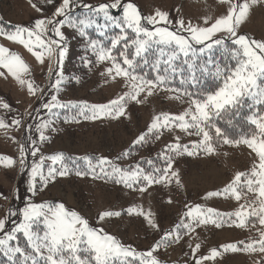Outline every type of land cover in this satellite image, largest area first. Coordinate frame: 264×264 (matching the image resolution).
Wrapping results in <instances>:
<instances>
[{
	"label": "rangeland",
	"instance_id": "rangeland-1",
	"mask_svg": "<svg viewBox=\"0 0 264 264\" xmlns=\"http://www.w3.org/2000/svg\"><path fill=\"white\" fill-rule=\"evenodd\" d=\"M61 2L62 0H54V3L48 4L47 0H0V27L6 31L13 30L15 26L31 28L37 19L52 18L55 8ZM112 2L113 0H74L72 16H87L89 10L82 7L84 4L95 7ZM124 2L133 3L143 17L153 16L157 11L167 13L172 23L157 26H167L185 36L188 33L179 29L177 21L183 20L185 27L189 22L193 26L207 27L216 19L227 15L232 3L247 2L250 5L249 13L237 28V32L251 39L264 41V0H256L254 4L251 0H230L229 3L221 0ZM110 14L120 18L122 8L111 10ZM205 19L208 20L207 24L204 23ZM98 23L104 24L102 16L98 18ZM142 23L146 27H152L146 21ZM94 28L97 29L95 25L86 28L84 36L67 25L61 29L65 36L62 43L67 46L62 64L57 63L58 54H54L52 58L46 56L41 64L23 45L0 36V46L18 54L29 67V73L22 75V79L32 81L38 89L35 95L29 93L26 84L21 85L6 69L0 68V102L9 105L7 109L0 107V120L8 125L0 128V219L6 220L4 233L23 221L20 213L29 203H63L66 208L75 210L86 218L90 226L116 237L137 253L153 249L166 233L173 232V237L153 252V257L159 264H196L197 260H200V264H264V252L224 250L228 245L243 249L245 242L258 240L260 233L264 232V226L258 223L256 217H249L245 227H237L235 225L238 221L231 215L239 211L241 205L254 202L255 194L245 192L239 201L231 195L208 197L210 192L222 193L237 173H249L259 164L256 153L245 144H227L221 149L214 147L215 151L207 154L203 150L192 148L194 143L202 139L201 136L189 134L194 133V129L183 131L176 124H170L153 131L159 132L160 136L156 144L141 156L153 157L158 151L169 155V146L176 143L188 146L196 154L189 156L183 152L182 147L180 158L172 163V168L168 171L167 180L151 186H144L145 182L141 180L130 188L123 183L114 184V179L119 180L117 175L93 178L91 173L83 177L75 174L77 168L89 172L86 162L77 159L83 157H90L94 164L98 158H107L117 167L135 170L130 167L139 161V157L132 158L131 161H120L118 155L125 153L129 147L135 145L134 142L140 135L147 133L155 116L181 114L190 107L188 98L157 88L151 96L145 91L137 100L127 99L125 113L119 118L91 120L79 115L82 105H108L130 91V79L115 76L114 70L112 76H109L107 70L112 67V61L101 62L92 51L89 41L94 39L89 31ZM45 38L54 36L48 33ZM215 38L231 41L226 33H217ZM85 61L89 63L86 64ZM58 74L62 75L63 80L57 90L52 85L59 78ZM53 95L57 96L58 103L67 107L54 108L52 113L44 109L43 104L52 103ZM85 115H91V112L86 111ZM14 120H20L21 124H14ZM44 121L50 123L46 129L40 130L45 137L41 140L37 125ZM21 145L25 148L23 166L20 164ZM33 148L38 149L35 157L31 154ZM56 154H63L66 158L69 174L63 177L56 175L54 179L48 180L46 186L37 176L36 190L30 191L29 173L32 164L39 163L41 157ZM8 159L14 163L8 165ZM73 159H76V164H72ZM49 166H53L52 161L45 159L42 169L45 176ZM55 167L59 169L60 165L56 164ZM108 170L111 172L110 167ZM172 172L178 173V176L173 177ZM104 177H108L111 182H107ZM177 179L179 183L176 182ZM141 187L146 190L140 191ZM196 205L220 213L225 222L219 227L212 222L199 225L193 223L194 230L179 229V239L176 240V232L173 230L181 221L191 222L185 217V212L188 207ZM129 208L134 210L132 214L128 213ZM139 210L145 214L150 213V219L157 227H152L144 216L138 215ZM13 211L16 215H9ZM105 211L120 212L121 215L100 220V214ZM4 233H0V238ZM12 243L21 244L19 234L17 241ZM213 249L218 252L214 258L211 257ZM203 257L209 258L201 259ZM1 258L7 257L0 252ZM141 259L137 257L135 260L140 263Z\"/></svg>",
	"mask_w": 264,
	"mask_h": 264
},
{
	"label": "snow or ice",
	"instance_id": "snow-or-ice-1",
	"mask_svg": "<svg viewBox=\"0 0 264 264\" xmlns=\"http://www.w3.org/2000/svg\"><path fill=\"white\" fill-rule=\"evenodd\" d=\"M221 2L229 3L230 0H221ZM47 3L52 4L54 0H47ZM251 3H256V0H251ZM73 4L74 0H62L60 5L55 8L52 18L37 19L31 28L15 26L13 30L6 31L0 27V36L23 45L41 64L46 56L52 58L54 54H58L57 63L62 64L67 53V46L62 43L65 36L61 31L65 25L75 28L81 36L85 35L86 28L93 25L97 27L100 36H104L109 27L118 29V34L110 38V46H105L97 40H90L89 44L99 61H112V67L107 70L109 76H112L114 70L115 76L130 79L131 83L128 85L130 91L118 99L112 100L108 105H82L79 115L91 120L104 117L119 118L125 113L122 102L126 98L137 100L138 96L145 91L148 96H151L153 90L157 88L188 97L190 105L188 109L177 115L155 116L147 133L140 135L134 143L143 142L146 135L154 130L158 131L170 124H176L183 131L194 129V133L189 132V134L201 136L202 139L194 143L192 148L203 150L207 154H212L215 151L211 134L213 129L215 137L222 140L224 144L247 145L258 156L259 164L254 166L249 173H237L222 193L210 192L208 197L231 195L239 201L245 192L254 193L256 196L254 202L241 205L240 210L231 215L236 217L238 223L235 226L237 227H245L249 217H256L258 223L264 226V114H259L260 106L264 105V41L251 39L247 35L237 32L239 25L247 18L249 3H232L227 15L216 19L207 27L193 26L191 22L185 27L183 20L177 21L179 29L186 31L187 36L181 34L180 31L171 30L167 26H157L172 23L167 13L157 11L153 16L143 17L133 3L124 2V0H113L110 4L104 3L95 7L84 4L82 7L89 10V14L84 18H73ZM119 8H122L120 18L110 14L111 10ZM101 16L104 21L103 25L98 23V18ZM61 17L63 19H57ZM142 21H146V24L152 27H146ZM204 23L207 24L208 20L205 19ZM129 29L135 34L132 39H129L128 36ZM48 33H52L54 38L46 39ZM217 33L228 34L231 43L237 46L231 50L225 48L230 57L236 61L235 65L231 67L222 68L211 57L200 63V57L208 50L213 49L214 45L223 46L225 44L224 38L214 39ZM122 41L124 42L122 50L118 55L122 59L123 66L113 54V50L117 49ZM196 45L202 47L197 48ZM130 49L131 51H129ZM149 54L155 57L152 61V68L156 72L154 79L147 78V74L136 73V68L150 63ZM178 60H181L179 65L176 63ZM85 63L87 64L89 61H85ZM162 64L164 65L163 71L160 67ZM0 68L6 69L21 85L26 84L29 93L36 94L38 89L35 84L22 79V75L30 71L27 64L18 54L11 53L3 46H0ZM51 73L52 69L50 68L49 75ZM205 74L222 78L223 86L216 90L202 89L199 85L201 77ZM58 76L59 78L52 85L57 90L63 80L61 74ZM177 78L181 85H190L194 91L171 87L170 81ZM51 100L52 103L43 104L44 109L49 113H52L54 108L67 107V105L57 102L56 95H53ZM0 107L7 109L9 105L0 102ZM72 107H76V105H72ZM245 107L253 113L246 119L255 126V131L251 135L243 134L239 139H231L221 127L216 125L215 119L221 117L222 113L231 112L233 115H239V110ZM86 111L91 112V115H85ZM13 123L20 125L21 121L14 120ZM49 123L50 121H44L38 124V131L46 129ZM4 127H8V125L0 120V128ZM40 139H45L43 131H40ZM182 147L183 152L187 155L196 154L194 151H190L188 146H181L179 143L170 145L169 151L180 153ZM37 151L38 149L33 148L32 156L35 157ZM20 155V164L23 166L25 164L23 145L20 148ZM127 155L128 153H125V156ZM45 159L51 160L53 165L49 166L47 176L42 171ZM65 159L63 154H56L41 157L39 163L34 162L29 173L31 177L29 190L35 192L37 176L46 186L48 180L54 179L56 175L61 177L68 175L70 168L65 163ZM77 159H83L89 170L86 173L77 168L75 171L77 176L83 177L89 173L93 175V178H98L101 175H117L119 176L118 182L130 188L134 184H139L141 180L148 186L167 180L168 171L172 168L171 157L167 158V165L163 171L154 169L152 173H145L139 167L135 170H126L115 166L107 158H98L95 164L90 157ZM7 163L11 165L14 161L8 159ZM56 164L60 165L59 169L55 167ZM72 164H76V159L72 160ZM109 167L111 172L108 170ZM154 173H160V175ZM171 175L177 177L178 173L172 172ZM176 182L179 183V180L177 179ZM139 190L145 191L146 189L141 187ZM127 211L132 214L134 210L129 208ZM20 214L23 221L7 233H4L6 220L0 219V233H4L0 238V252L8 258L11 264H133L137 257L142 258L140 264H159V261L153 257V252L162 243L166 244L173 237V232H168L153 249L137 253L116 237L105 233L102 229L90 226L86 218L75 210L66 208L63 203H29ZM137 214L144 216L152 227H157L150 219V213L145 214L139 210ZM9 215L14 216L16 212H10ZM119 215H121L120 212L105 211L100 214L99 219L103 220L106 217ZM231 215H229V219H231ZM185 217L191 222L181 221L176 225L173 230L176 232V240L179 239V229L194 230L193 223L199 225L212 222L219 227L225 222L220 213H216L212 209H203L199 205L188 207ZM20 233L23 234L27 242V249L18 243H12L17 241V234ZM198 248L199 245L196 246V249ZM224 250L264 252V232L260 233L258 240L245 242L243 249H238L236 245H228ZM217 255V250L213 249L211 257L214 258ZM196 264H200V260H197Z\"/></svg>",
	"mask_w": 264,
	"mask_h": 264
},
{
	"label": "trees",
	"instance_id": "trees-1",
	"mask_svg": "<svg viewBox=\"0 0 264 264\" xmlns=\"http://www.w3.org/2000/svg\"><path fill=\"white\" fill-rule=\"evenodd\" d=\"M93 34L94 40H100L102 44L105 46H110V38L116 34H118L119 30L109 27L106 30V33L104 36H100L98 34V29L94 28V30L89 31ZM134 33L128 30V36L129 39L134 38ZM123 41L121 42V45L117 47V49L113 50V54L117 57L118 62L122 64V59L119 57L118 53L122 50ZM237 46L233 45L231 41L225 40V44L223 46H215L210 51H207L203 54V56L200 57V63H203L208 57H211L213 61L218 63L222 68L223 67H231L235 65L236 61L230 57L229 52L225 51V48L231 50L235 49ZM131 51V49L129 50ZM149 61L150 63L148 65H141L140 67L136 68L137 74H147V78L154 79L156 72L152 68V61L154 60V56L152 54H149ZM182 59V58H181ZM178 65L181 64V60H178L176 62ZM126 67V66H124ZM161 71H163L164 65L161 66ZM187 74V73H186ZM199 76V73H198ZM170 86L174 88H182V89H191L190 85H181L179 83V79H174L170 81ZM202 89L206 90H216L219 87H222V78H216L214 75L205 74L201 77V83L199 85ZM180 94V93H179ZM183 96V95H182ZM185 98H188L184 96ZM124 104V107L127 104V98L125 101L122 102ZM253 113L249 111L247 107L242 108L239 110V115H233V113H222L221 117H218L215 119V123L217 126L221 127L225 133L231 138V139H239L243 134L251 135L253 131H255V126L252 125L248 120L246 119L249 115H252ZM264 114V107L260 106V113ZM211 134L213 135V146L217 149H221L226 147L227 144H224L222 140H218L215 137L214 129L212 130ZM160 136L159 132H153L151 133L143 142L139 144H135L125 153H128L127 156H125V153L122 152L121 155H118V158L120 161H131L132 158L139 157V161L137 163H134L135 165L130 167L132 169H136V166H139L140 169H142L145 173H152L154 172V169H160L163 171L166 168L167 165V158L171 157L172 163L180 158V153H177L175 151H170L169 155L164 154L163 151H158L153 157H147V156H141L143 153L150 150L157 142L158 138ZM166 151V150H164ZM145 155V154H144ZM124 169V168H123ZM155 175H160V173H154ZM104 179L109 182L110 180L108 177H104ZM111 182V181H110ZM118 181L114 179V184ZM144 186H147L145 183ZM19 238L21 241L20 246L27 249V242L23 235L19 234ZM0 264H11V262L8 260V258H1ZM133 264H140L138 261L134 260Z\"/></svg>",
	"mask_w": 264,
	"mask_h": 264
}]
</instances>
